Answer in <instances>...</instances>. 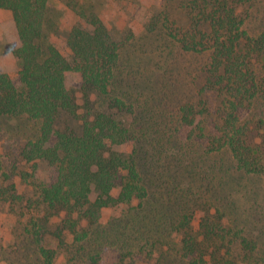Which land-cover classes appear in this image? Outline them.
Masks as SVG:
<instances>
[{
    "label": "trees",
    "instance_id": "obj_1",
    "mask_svg": "<svg viewBox=\"0 0 264 264\" xmlns=\"http://www.w3.org/2000/svg\"><path fill=\"white\" fill-rule=\"evenodd\" d=\"M51 1L0 0V9L13 14L18 40L12 53L20 63L16 79L0 68V117L39 123L38 135L28 141L22 156L27 162L45 161L57 173L54 182L39 190L45 217L33 237L41 264L56 262L57 251L45 243L47 234L61 245L72 236L74 258L79 261L86 245L99 243L104 235L94 231L104 211L128 206L127 222L124 219L114 228L105 244L117 245L124 262L139 246H162L149 235L157 233L155 227L138 226L146 218L140 211L149 194L136 144L147 137L156 151L171 135L166 129L146 126L145 111L132 113L146 105L140 103V95L124 91L123 78L131 71L122 51L129 41L114 38L96 0H65L78 17L66 36L69 57L50 39L49 32L57 30ZM251 1L165 0L161 12L144 19V28L176 44L181 52L208 55L201 93L217 96L218 120L214 133L208 134L205 122L210 110L205 97L184 103L177 119L189 141L205 142L207 154L227 150L238 170L264 176V30L252 36L246 29ZM176 11L185 14L186 24L173 15ZM130 143L135 145L132 153L120 150ZM156 156L164 160L162 150ZM195 214L189 212L172 224L179 233L181 259L188 264H258L253 259L256 245L247 236L232 229L226 233L222 218L211 208L196 233L191 225ZM54 217L60 221L51 230ZM129 228L137 229L133 244L124 235ZM233 247L243 249L242 258L229 256ZM225 248L229 253L222 252ZM113 259L95 248L86 262L110 264Z\"/></svg>",
    "mask_w": 264,
    "mask_h": 264
},
{
    "label": "rangeland",
    "instance_id": "obj_2",
    "mask_svg": "<svg viewBox=\"0 0 264 264\" xmlns=\"http://www.w3.org/2000/svg\"><path fill=\"white\" fill-rule=\"evenodd\" d=\"M96 7L114 38L122 43L129 41L122 51L123 60L130 61L131 71L125 78L122 75L124 91L140 95V103L144 101L146 105L145 109L136 108L132 113L137 116L145 111L146 126L166 129L171 135L156 151L147 137L136 144L141 174L149 194L140 211L145 212L146 218L138 226L148 230L155 227L157 233L149 235L158 239L162 246H139L137 253L123 262V251L117 245L105 244L114 228L124 219L127 222L128 206L109 208L103 213L101 225L94 229L104 231V235L99 243L86 245L79 261L74 258L72 236H67L65 245H61L47 234V247L57 251L55 264H86L87 254L95 248L103 251L106 257H114L110 264L133 261L134 264H188L190 262L179 255V233L172 230V224L184 220L189 212L196 213L191 225L198 233L201 218L208 208L222 218L226 233L232 229L247 236L256 245L254 261L264 264V176L238 170L227 150L207 154L205 142L192 144L188 132L177 119L184 103H197L205 97L210 110L205 126L208 134L214 133L218 98L215 93H201L208 55L181 52L176 44L160 34L145 31L144 19L151 13L161 12L166 7L165 0H96ZM50 9L57 25L55 32H49L50 39L64 56L69 57L66 36L78 17L65 0H52ZM173 15L180 23H187L184 13L176 11ZM247 15L246 29L252 36L259 35L264 30V0H252ZM17 40L12 12L0 9V68L13 79L20 69L12 53V45ZM39 128L35 121L0 117V264H41L39 245L33 237L41 223L39 220L45 217V210L39 203V190L54 182L57 173L45 161L27 162L22 156L26 144L38 135ZM134 148L130 143L120 150L130 154ZM161 150L164 160L156 156ZM59 221L58 217L50 221L51 230L56 229ZM136 230L129 228L124 234L130 236L132 244ZM225 249L222 252L229 253ZM230 250V257L244 255L241 248Z\"/></svg>",
    "mask_w": 264,
    "mask_h": 264
}]
</instances>
